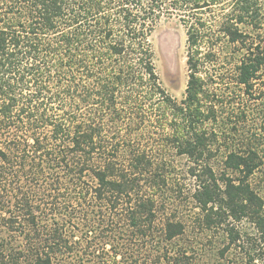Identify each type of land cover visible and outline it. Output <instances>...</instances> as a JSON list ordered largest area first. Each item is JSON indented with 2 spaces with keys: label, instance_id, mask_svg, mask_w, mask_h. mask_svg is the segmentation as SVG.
<instances>
[{
  "label": "trees",
  "instance_id": "obj_1",
  "mask_svg": "<svg viewBox=\"0 0 264 264\" xmlns=\"http://www.w3.org/2000/svg\"><path fill=\"white\" fill-rule=\"evenodd\" d=\"M218 4L222 20L208 24L202 12ZM174 16L187 28L190 70L185 106L174 107L181 117L175 144L197 164L190 170L199 183L194 200L203 214L208 211L207 226L222 223L226 212L238 221L252 212L264 245L263 202L249 181L263 165L261 158L250 149L231 152L225 167L243 178L236 184L228 179L221 192L204 162L211 143L203 128L217 113L209 101L216 93L203 76L204 63L216 58L214 50L237 45L248 52L237 77L244 86L264 65V0H0V210L8 214L6 232L19 228L27 243L18 251L2 246L0 264H17L25 253L32 264H55L54 257L70 251L62 247L65 234H51L47 221L53 214L61 217L54 219L56 225L64 221L60 230L79 216L68 195L82 206L97 202L126 212L130 230L148 236L158 198L169 192L171 171L145 154L134 155L128 169L118 167L104 120L121 117L119 100L126 88H141L138 94L146 99L168 100L149 37L163 18ZM215 24L218 29L211 30ZM242 27L259 33L251 38ZM91 176L97 187L86 180ZM183 232L174 222L161 231L166 242ZM257 262L251 256L247 264Z\"/></svg>",
  "mask_w": 264,
  "mask_h": 264
},
{
  "label": "rangeland",
  "instance_id": "obj_2",
  "mask_svg": "<svg viewBox=\"0 0 264 264\" xmlns=\"http://www.w3.org/2000/svg\"><path fill=\"white\" fill-rule=\"evenodd\" d=\"M221 5L202 12L208 24L222 20ZM242 28L251 38L259 33ZM213 29L217 30L218 25L215 24ZM187 38V28L178 16L163 18L149 41L156 75L168 100H162L159 95L146 99L142 93L138 94L141 88H126L119 100L121 117L104 120L105 130L110 137V150L113 152L117 147V151H114L116 157L112 159L118 167L124 165L128 169L134 155L145 154L156 164L164 163L163 166L171 171L168 176L169 192L158 198L153 228L145 237L130 230L126 212L111 211L107 205L101 206L97 202L92 206H82L76 201V196L69 199L68 195L79 216L60 230L58 228L64 221L56 225L54 219L59 221L61 217L51 216L49 209L43 208L45 215H50L47 221L50 222L48 228L53 230L51 234L58 233V237L61 233L65 234L62 247L70 249L54 257L55 264H247L251 256H255L257 263L264 264L259 218L250 212L238 221L232 217V213L226 212L222 216V223H214L218 220L214 217V224L207 226L209 213L204 211L203 214L193 197L199 183L190 170L197 164L190 157L180 155L176 148V124H180L181 117L174 107L185 106L190 75ZM221 49L217 47L214 50L216 58L208 59L203 67L209 90L216 93L209 101L215 104L217 111L216 119L203 126L211 143V152H205L204 162L215 172L220 191L223 192L228 179L236 184L238 179L243 178V174L225 167L227 156L233 151L243 154L249 149L257 153L263 165L249 181L263 202L261 216L264 219V65L259 68L250 86L241 85L237 83V77L241 59L248 52L237 45ZM86 180L97 187L96 182H91L92 176L90 179L86 177ZM94 195L90 192L92 201H95ZM236 210L238 207L233 211ZM88 214L89 217L85 218ZM7 216L0 210V250L2 246L4 249L14 246L18 251L27 243L19 237V228L16 227V233L6 232L3 228L4 217ZM167 222L181 223L184 227L183 234L170 242L163 240L161 233ZM32 234L31 242L36 243V233ZM185 252L187 259L183 255ZM166 254L169 255L165 258ZM178 255L184 257L173 261L172 258ZM16 260L17 264L33 263L30 254L26 253Z\"/></svg>",
  "mask_w": 264,
  "mask_h": 264
}]
</instances>
